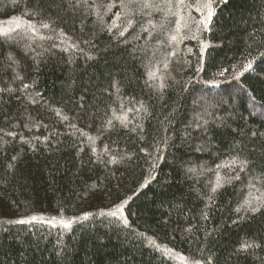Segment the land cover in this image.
Listing matches in <instances>:
<instances>
[{
	"label": "trees",
	"instance_id": "1",
	"mask_svg": "<svg viewBox=\"0 0 264 264\" xmlns=\"http://www.w3.org/2000/svg\"><path fill=\"white\" fill-rule=\"evenodd\" d=\"M179 1L0 0V264H264V0Z\"/></svg>",
	"mask_w": 264,
	"mask_h": 264
},
{
	"label": "rangeland",
	"instance_id": "2",
	"mask_svg": "<svg viewBox=\"0 0 264 264\" xmlns=\"http://www.w3.org/2000/svg\"><path fill=\"white\" fill-rule=\"evenodd\" d=\"M94 1V6L95 11H103L106 15H109L111 13V15H113L112 18V26L118 27L119 25V20L121 18V14H120V9L121 11L124 13L126 10L123 9V7L119 8V3L116 2V0H93ZM133 2H135L136 0H131ZM190 3H192V0H187ZM185 0H183V3H181L179 1L180 4H183L184 7H186V2ZM196 1V6H192L190 8H188V13H187V18L188 19H183L182 15H176L174 14L175 17V22L173 25V32L174 35L177 37V40H183V39H187L189 38V32L188 29H190L191 26L193 25H198L201 29H204V25L201 23L202 17H201V13L197 11V8H200L202 11H204L205 15H206V9L204 8V3L203 2H199L198 0ZM205 3H207V0H205ZM194 4V3H192ZM170 11V9H169ZM186 14V13H185ZM191 18V19H190ZM190 19V20H189ZM188 22V24H187ZM129 25H133V21H130ZM26 27L24 25V23L19 20V19H3L0 20V36H7L10 34H16V35H21L22 33H24V35L26 34ZM30 30V29H29ZM29 32V31H28ZM31 33V32H30ZM19 37V36H17ZM172 39V38H171ZM173 40V39H172ZM170 40H168L167 38V43L166 44H161V46L165 47V46H169L170 44ZM167 48V47H166ZM164 48V50L166 49ZM163 52L162 54L160 53L158 55V58H156L154 65L152 66L151 64L149 65V67L152 66V69L149 70L148 73V78L149 80L151 79H164V76H166L167 74H170L171 72H169L170 69L173 68V63L171 61H169L170 57L172 55H175V52L173 50H171L169 52V58L168 60L164 59L160 65L157 67V65L159 64L160 60H162L165 56H163ZM162 56V57H161ZM160 57V58H159ZM158 63V64H157ZM157 64V65H156ZM157 67V69H155V67ZM155 69V70H154ZM159 80V81H161ZM216 179L220 180V176L217 175ZM218 183V182H217ZM216 183V184H217ZM31 221H44V219L40 218V217H35V219L31 220ZM48 224H52L55 225L56 227L59 226L62 229L66 228L64 225L65 223L70 224L69 219L67 218H62V217H54V218H50L47 220ZM175 259L177 261H179L181 264H186L182 258L175 256Z\"/></svg>",
	"mask_w": 264,
	"mask_h": 264
},
{
	"label": "snow or ice",
	"instance_id": "3",
	"mask_svg": "<svg viewBox=\"0 0 264 264\" xmlns=\"http://www.w3.org/2000/svg\"><path fill=\"white\" fill-rule=\"evenodd\" d=\"M180 2L183 3V0H180ZM204 8L207 10L206 11V15H205L204 11H202L200 8H197V11L201 13V17H202L201 23L204 25V27L207 28L208 27V24L211 22V19H212V17L215 14L214 7H213V0H207V3L204 5ZM43 27L44 28H48L49 25L47 23H44L43 24ZM121 35H123V33H121ZM173 39H175V37H173ZM245 68H246V70L247 69H251L252 68V63L249 62L247 65H245ZM226 71H227V69L223 70L221 72V75H223L224 72H226ZM25 87H27V85H25ZM242 163H244V162H242ZM213 191H215V188L213 189ZM255 210L256 209H254V211ZM119 211H120V209L117 208L116 212H112V213H110V215L116 216L117 215V212H119ZM237 211L239 212L240 209H237ZM85 215L87 216V214H85ZM33 219H35V217H33ZM20 223H23V221H20ZM124 224L125 225L128 224V221L126 219L124 220ZM64 226L65 227H68L69 224L65 223ZM245 247H251V245H245Z\"/></svg>",
	"mask_w": 264,
	"mask_h": 264
}]
</instances>
